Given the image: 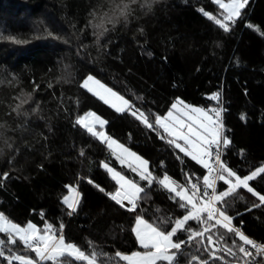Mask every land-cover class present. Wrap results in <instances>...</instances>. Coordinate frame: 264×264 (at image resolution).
Masks as SVG:
<instances>
[{
	"label": "trees",
	"instance_id": "1",
	"mask_svg": "<svg viewBox=\"0 0 264 264\" xmlns=\"http://www.w3.org/2000/svg\"><path fill=\"white\" fill-rule=\"evenodd\" d=\"M142 2L131 5L127 22L105 24L109 31L97 45L88 21L92 12L97 18L110 15L111 0H0V80L4 81L0 83V125L4 126L0 128V213L16 223L31 221L41 228L45 220L57 227L63 222L67 240L83 250H90L91 241L98 252L110 255L142 249L130 230L134 217L105 194L114 190L115 182L100 162L129 177L135 174L119 164L105 143L75 124L78 115L93 112L104 119V133L148 160L153 173L166 171L181 183L185 173H195L192 181L200 177L201 184L204 169L157 131L128 113H117L82 88L87 75L142 110L160 115L177 97L194 106L222 107L231 140L222 151L223 161L242 175L264 164V0H249L244 18L228 33L200 11H218L212 0H154L150 10ZM248 23L254 27L248 28ZM213 92L219 93V105L209 101ZM28 93L32 99L21 104ZM18 104L20 115L12 111ZM65 185L81 194L71 216L61 203L68 194ZM250 185L264 194V179ZM238 193L229 202L234 225L250 238L264 241V205L244 189ZM150 197L141 205L149 220L154 213L160 215L157 209L165 215L183 214L161 188H153ZM190 223L198 227L195 221ZM0 239L6 237L0 234ZM206 240L207 236L199 250L195 240L182 246L178 264L208 260L204 249L212 246ZM226 243L231 245L232 239ZM13 250L25 254L22 244ZM217 253L224 261L214 264L234 260L225 251ZM98 259L116 264L103 256ZM0 264L8 262L0 257Z\"/></svg>",
	"mask_w": 264,
	"mask_h": 264
},
{
	"label": "snow or ice",
	"instance_id": "2",
	"mask_svg": "<svg viewBox=\"0 0 264 264\" xmlns=\"http://www.w3.org/2000/svg\"><path fill=\"white\" fill-rule=\"evenodd\" d=\"M135 3L137 0H111L110 15L97 18L95 12L91 13L92 19L88 21V26L94 30L93 36L97 45L102 44L101 37L109 31L105 24L115 25L121 19L127 22L132 13L131 5ZM153 3L154 0H143L141 6L150 10ZM212 3L217 6L218 11L211 13L203 8L200 11L219 29L228 33L233 24L244 18L249 0H212ZM247 27L253 28L254 25L248 23ZM9 39L13 38L9 37ZM12 79L15 80L16 77L13 75ZM0 83L4 81L0 80ZM90 84L102 89L106 95H102ZM80 86L98 95L117 113H128L145 127L157 131L161 139L167 138L170 146L200 165L204 169L201 173L202 187L199 183L200 177H197L196 182L192 181L191 177L195 173H185L186 180L183 183L178 182L166 171L162 175L158 174L159 169L157 173H153L148 160L102 131L106 124L104 119L93 112L78 115L75 124L86 129L101 143H105L119 164L135 174L129 177L111 167L109 163L101 161L100 167L105 169L111 180L115 182L114 190L105 192L103 187L99 185L95 187L105 192L115 205L126 209L134 217L130 230L142 250L130 253L117 250L110 255L106 252H98L91 241H89L90 250H83L66 239L63 222H60L57 227L45 220L41 228L31 221L25 224L16 223L0 213V234L6 237V240L0 239V257H3L8 264L13 262L16 264H46V262L105 264L98 259L101 256L106 257L109 262L115 260L116 264L120 262L123 264H178L179 255L184 250L182 246L189 245L195 240L199 250L207 236V245H214V247L212 250L205 247L204 251L208 253L209 259L201 260L200 264H214L215 260H222V257L216 255L217 250L231 255L234 258L231 264H258L249 249H255L258 255H264V242H257L234 225L233 217L229 214V202L239 195L238 189H244L264 205V194L250 185V182L257 178L264 179V164L242 175L223 161L222 151L231 144L222 120L223 108L194 106L177 97L168 111L160 115L152 113L151 110H142L123 95L107 88L93 75H87ZM35 90L34 88L33 91ZM31 99L32 94L28 93L27 99L21 101V104H26ZM209 101H216L219 105V93H211ZM21 104L12 109L17 115H20ZM36 111V108H32L33 113ZM24 115L27 116L28 113L25 112ZM88 117L93 118L92 123L86 122ZM241 119H245L243 114ZM95 124L99 125L101 131L95 130ZM3 127L0 125V128ZM2 135L3 133L0 132V136ZM8 146L11 147V145ZM241 152L243 153V149ZM81 155H84L83 151ZM161 165L163 167V162ZM3 177L6 179L8 173H3ZM217 181H222L223 184L218 186ZM88 182L92 183L91 180ZM64 187L68 189V194L62 196L61 203L66 207L67 214L71 216L77 212L81 194L71 185ZM157 187L168 193L169 199L176 208L182 210L183 214L174 212L165 215L163 210L157 209L160 215L154 213V219L147 218L146 210L141 205L146 201L150 202V193ZM221 188L223 190H220ZM253 207H256L255 203ZM192 221H195L198 227H193L190 223ZM185 235L186 238H184ZM228 238L232 239L231 245L226 243ZM222 242L225 243L224 248H221ZM21 244L25 254H18L13 250L19 248ZM29 252L34 253L35 256L32 257L28 254ZM196 259V256H192V260Z\"/></svg>",
	"mask_w": 264,
	"mask_h": 264
},
{
	"label": "built area",
	"instance_id": "3",
	"mask_svg": "<svg viewBox=\"0 0 264 264\" xmlns=\"http://www.w3.org/2000/svg\"><path fill=\"white\" fill-rule=\"evenodd\" d=\"M218 182V181H217ZM201 187H202V183H201ZM256 240V239H255ZM257 242H264V241H260V240H256ZM214 247V245H212V248ZM212 250V249H211ZM251 252H252V254H253V257L255 258V260L258 262V264H264V255H258V254H256V251H255V249H252V248H250L249 249ZM217 251H220V250H217ZM217 251H216V255L217 256H220L218 253H217ZM238 256H239V253L237 254ZM220 257H222V256H220ZM223 258V257H222ZM215 261H224V258L222 259V260H215Z\"/></svg>",
	"mask_w": 264,
	"mask_h": 264
},
{
	"label": "rangeland",
	"instance_id": "4",
	"mask_svg": "<svg viewBox=\"0 0 264 264\" xmlns=\"http://www.w3.org/2000/svg\"><path fill=\"white\" fill-rule=\"evenodd\" d=\"M96 79V78H95ZM91 87L93 88H96L102 95H106L102 89H98L96 85H92L90 84ZM107 87V86H106ZM108 88V87H107ZM86 91H88L86 88H84ZM89 92V91H88ZM90 94H92L93 96H95L96 98H98L100 101H102L104 103V101L102 99H100V97L98 95H94L92 92H89ZM107 106H109L108 104H106ZM110 107V106H109ZM112 108V107H110ZM113 110H115L114 108H112ZM88 113V112H87ZM98 116V115H97ZM102 119V118H101ZM86 122H89V123H92L93 122V118L92 117H88L87 118V121ZM99 125L98 124H95V127H98ZM86 130V129H85ZM98 131V130H97ZM101 131V130H100ZM103 131V130H102ZM200 264V263H199Z\"/></svg>",
	"mask_w": 264,
	"mask_h": 264
},
{
	"label": "crops",
	"instance_id": "5",
	"mask_svg": "<svg viewBox=\"0 0 264 264\" xmlns=\"http://www.w3.org/2000/svg\"><path fill=\"white\" fill-rule=\"evenodd\" d=\"M122 264H123V262H122Z\"/></svg>",
	"mask_w": 264,
	"mask_h": 264
}]
</instances>
